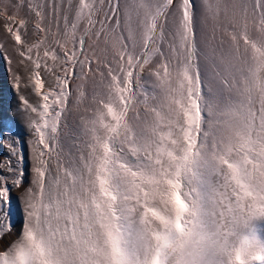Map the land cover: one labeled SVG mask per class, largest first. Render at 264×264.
<instances>
[{
	"label": "snow or ice",
	"instance_id": "obj_1",
	"mask_svg": "<svg viewBox=\"0 0 264 264\" xmlns=\"http://www.w3.org/2000/svg\"><path fill=\"white\" fill-rule=\"evenodd\" d=\"M0 60V264H264V0H0Z\"/></svg>",
	"mask_w": 264,
	"mask_h": 264
},
{
	"label": "bare ground",
	"instance_id": "obj_2",
	"mask_svg": "<svg viewBox=\"0 0 264 264\" xmlns=\"http://www.w3.org/2000/svg\"><path fill=\"white\" fill-rule=\"evenodd\" d=\"M0 65L2 67L6 68V66H5V64H4V62L2 60H0ZM4 68L0 69V74H1L2 77H4V79H6V81L7 80L8 81L6 83V81H1L0 80V101L8 102L10 100L12 105L14 106L15 105V100L10 99V96H12V95L9 92V90H10L9 89V87H10V83H9L10 82V76L8 75L7 72L5 73V69ZM2 87L5 88L6 90H3Z\"/></svg>",
	"mask_w": 264,
	"mask_h": 264
},
{
	"label": "rangeland",
	"instance_id": "obj_3",
	"mask_svg": "<svg viewBox=\"0 0 264 264\" xmlns=\"http://www.w3.org/2000/svg\"><path fill=\"white\" fill-rule=\"evenodd\" d=\"M2 68H4V67H2L1 65H0V69H2ZM5 69V68H4ZM5 73H6V71H5ZM0 80L1 81H6V79H4V77H2L1 76V74H0ZM8 81V80H7ZM7 81H6V83H7ZM10 83V82H9ZM2 89L3 90H6L5 88H3L2 87ZM9 92L11 93V95L12 96H10V99H13V100H15V94H14V92L12 91V89H11V87H9ZM10 101V100H9ZM25 154H26V157H28V150H27V148L25 149ZM7 155V151H6V149L3 147V146H0V160H2L5 156Z\"/></svg>",
	"mask_w": 264,
	"mask_h": 264
}]
</instances>
